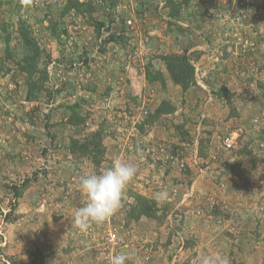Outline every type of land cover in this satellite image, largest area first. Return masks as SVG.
<instances>
[{"label":"rangeland","instance_id":"rangeland-1","mask_svg":"<svg viewBox=\"0 0 264 264\" xmlns=\"http://www.w3.org/2000/svg\"><path fill=\"white\" fill-rule=\"evenodd\" d=\"M263 124L264 0H0V264H264ZM115 158L137 175L81 232L79 178Z\"/></svg>","mask_w":264,"mask_h":264},{"label":"clouds","instance_id":"clouds-1","mask_svg":"<svg viewBox=\"0 0 264 264\" xmlns=\"http://www.w3.org/2000/svg\"><path fill=\"white\" fill-rule=\"evenodd\" d=\"M137 172L136 164L115 158L111 166L102 172L81 176L78 188L86 196V202L75 210L72 225L81 232H87L90 223H103L115 214L121 207L125 188L136 177ZM166 198V191L154 195L157 201ZM126 260V254H117L111 258L110 264H126ZM201 264H230V261L227 257L207 255L203 257Z\"/></svg>","mask_w":264,"mask_h":264},{"label":"trees","instance_id":"trees-1","mask_svg":"<svg viewBox=\"0 0 264 264\" xmlns=\"http://www.w3.org/2000/svg\"><path fill=\"white\" fill-rule=\"evenodd\" d=\"M168 69L172 75V79L176 84L181 85L185 90H187L192 82L193 79V72L194 69L187 60L186 56H172L169 58L168 61ZM100 137L99 133L92 134V137L89 140V144H87V147L93 146V151H95L96 148L100 147L98 143L95 141L98 140ZM79 141H74L73 145H78ZM97 163V162H96ZM100 162H98L97 165H99ZM137 201H138V208L139 210L137 211L136 218H141L142 216L146 217H156L153 213V208L150 207L151 202L147 200L144 197L137 196Z\"/></svg>","mask_w":264,"mask_h":264},{"label":"built area","instance_id":"built-area-1","mask_svg":"<svg viewBox=\"0 0 264 264\" xmlns=\"http://www.w3.org/2000/svg\"><path fill=\"white\" fill-rule=\"evenodd\" d=\"M259 119H255L253 124H258ZM245 134V130L243 127L237 128L236 130L230 132L224 139H223V149L227 152H232L237 149L239 143L241 142V137ZM264 148V143L261 144Z\"/></svg>","mask_w":264,"mask_h":264},{"label":"crops","instance_id":"crops-1","mask_svg":"<svg viewBox=\"0 0 264 264\" xmlns=\"http://www.w3.org/2000/svg\"><path fill=\"white\" fill-rule=\"evenodd\" d=\"M140 79L142 78V77H139ZM144 78V77H143ZM143 80V79H142ZM144 81H145V79H144ZM122 82H123V84L122 83H119V82H117V83H119V84H121L120 86H121V88H119L118 86L115 88V89H113L112 90V96H113V94H115L116 96H118L119 98L117 99L119 102H120V100H123V99H128V98H130V94H129V91L127 92V91H125V87H124V85H127L128 83H127V81H125L124 82V80H122ZM150 84V83H149ZM154 84V83H153ZM154 85H156V83L154 84ZM149 86H151V85H149ZM121 89V90H120ZM120 90V93L118 94V91ZM125 95V96H124ZM126 95H128V96H126ZM116 96H114V97H116ZM124 100V101H125ZM264 125V124H263Z\"/></svg>","mask_w":264,"mask_h":264}]
</instances>
